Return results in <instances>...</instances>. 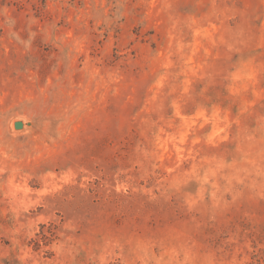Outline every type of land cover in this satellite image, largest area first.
Segmentation results:
<instances>
[{"label": "rangeland", "instance_id": "obj_1", "mask_svg": "<svg viewBox=\"0 0 264 264\" xmlns=\"http://www.w3.org/2000/svg\"><path fill=\"white\" fill-rule=\"evenodd\" d=\"M0 264H264V0H0Z\"/></svg>", "mask_w": 264, "mask_h": 264}, {"label": "water", "instance_id": "obj_2", "mask_svg": "<svg viewBox=\"0 0 264 264\" xmlns=\"http://www.w3.org/2000/svg\"><path fill=\"white\" fill-rule=\"evenodd\" d=\"M14 125H15V127L19 128V127H21L23 125V122L15 121Z\"/></svg>", "mask_w": 264, "mask_h": 264}]
</instances>
